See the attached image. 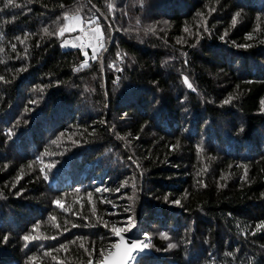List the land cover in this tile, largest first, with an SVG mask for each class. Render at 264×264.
<instances>
[{
  "label": "trees",
  "instance_id": "trees-1",
  "mask_svg": "<svg viewBox=\"0 0 264 264\" xmlns=\"http://www.w3.org/2000/svg\"><path fill=\"white\" fill-rule=\"evenodd\" d=\"M0 9V264H264V0Z\"/></svg>",
  "mask_w": 264,
  "mask_h": 264
},
{
  "label": "rangeland",
  "instance_id": "rangeland-1",
  "mask_svg": "<svg viewBox=\"0 0 264 264\" xmlns=\"http://www.w3.org/2000/svg\"><path fill=\"white\" fill-rule=\"evenodd\" d=\"M82 22H83L82 19L78 15H74L72 17H69L66 20V22H65V24H64V26L62 28L63 29V34L64 33H74V35L69 36L66 40H64L62 42V44H61L62 48H78L79 46H81V44L83 42V35L81 33V30H82V27H83L82 26ZM85 22H87L88 25L90 24L89 21H85ZM90 28H91L90 26L87 27V30L85 31V33L87 34L85 36L89 40H91V38H92L91 35H93ZM60 34H61V32H60ZM76 37H79V38L77 39ZM67 40H68V42H67ZM72 40H74V41H72ZM75 44H77V45H75ZM90 47L91 46H88V49H89L88 51H90V52H88V54H92L93 55V53L96 51V49H91ZM144 248L146 250L145 253H147L148 251H147V245L146 244L144 245Z\"/></svg>",
  "mask_w": 264,
  "mask_h": 264
},
{
  "label": "snow or ice",
  "instance_id": "snow-or-ice-1",
  "mask_svg": "<svg viewBox=\"0 0 264 264\" xmlns=\"http://www.w3.org/2000/svg\"><path fill=\"white\" fill-rule=\"evenodd\" d=\"M13 4H14V0H5V7H7V6H9V5H13ZM15 6H16V7H19V5H15ZM0 11H2V9H0ZM237 15H238V14H237ZM65 19L67 20L68 17L66 16ZM90 20H91V22L95 23V22H96V18H95V16L91 17ZM233 23H235V19L233 20ZM186 31H187V29H186ZM44 33H45V34H49V33H48V29H44ZM61 34H63V29H61ZM21 42H23V41H21ZM13 48H15V45H13ZM0 51H3V49H0ZM95 56H96V53L94 52V53H93V58H95ZM184 82H185V84H187V86H188L189 88H192V84L189 83V81H188L187 78H185ZM229 99H231V98H229ZM227 102H228V101H225V103H227ZM242 130H243V129H241V131H242ZM54 143H55V142H54ZM45 178H46V177H45ZM57 203H59V202L57 201ZM176 203H179V202L177 201ZM126 211H127V209H126ZM129 221H131V218H129ZM112 231L114 232V234H115L117 237H121V233H122L123 231H125V228H124V227H119V228H118V227H113V228H112ZM24 239L27 241V240L31 239V237H29V236H25ZM144 244H146V241H145V242H139V241H135V240H129V241H128V247H127V250H126V253H125V257H126V258L121 259V260L119 261V264H127V258H131V259H133V260L136 261V264H140V262H139L138 259H136L135 257H132V256H131V253H132L134 250H137V249L142 248V246H143ZM173 246H174V245H169V247H173ZM101 255H103V253H101Z\"/></svg>",
  "mask_w": 264,
  "mask_h": 264
},
{
  "label": "water",
  "instance_id": "water-1",
  "mask_svg": "<svg viewBox=\"0 0 264 264\" xmlns=\"http://www.w3.org/2000/svg\"><path fill=\"white\" fill-rule=\"evenodd\" d=\"M129 240H135V241H139V242L145 241V239L143 237H137V236H135L134 233L130 236H121L118 238V242L112 247V251L110 253H108L107 255H105V257L103 258V260L99 264H119V261L121 259L126 258L125 253H126V250L128 247V241ZM144 251H145V248H143V246H142V248L134 250L131 253V256L134 254V252L142 253ZM129 259L130 258H127V264H128ZM88 264H94V263L90 262Z\"/></svg>",
  "mask_w": 264,
  "mask_h": 264
},
{
  "label": "built area",
  "instance_id": "built-area-1",
  "mask_svg": "<svg viewBox=\"0 0 264 264\" xmlns=\"http://www.w3.org/2000/svg\"><path fill=\"white\" fill-rule=\"evenodd\" d=\"M90 24L88 25L87 22H84L82 24V30H81V33L83 35V42L81 44V48L85 49V50H88V46H91L93 49H99L101 46H102V42H103V39L101 36H99L98 38L96 39H91L89 40L88 38H86L85 35H87L85 33V31L87 30V27L91 26V22H89ZM96 35H100L98 33V31H96ZM122 63V61L119 59L117 61V65H120Z\"/></svg>",
  "mask_w": 264,
  "mask_h": 264
},
{
  "label": "bare ground",
  "instance_id": "bare-ground-1",
  "mask_svg": "<svg viewBox=\"0 0 264 264\" xmlns=\"http://www.w3.org/2000/svg\"><path fill=\"white\" fill-rule=\"evenodd\" d=\"M94 35H95L94 39H96V38H98V37L100 36V35H96V31H95ZM110 69H111V67H110ZM131 235H132V234H131ZM121 236H130V235H121ZM135 236H136V235H135ZM117 238H119V237H117ZM117 242H118V241H117ZM144 242H145V241H144ZM144 245H145V244H144ZM144 245H143V248H144ZM145 252H146V250H145L144 252H142V253H145ZM139 254H141V253L134 252V254L132 255V257L137 258ZM133 262H134V260L131 259V258L128 260V264H133Z\"/></svg>",
  "mask_w": 264,
  "mask_h": 264
},
{
  "label": "crops",
  "instance_id": "crops-1",
  "mask_svg": "<svg viewBox=\"0 0 264 264\" xmlns=\"http://www.w3.org/2000/svg\"><path fill=\"white\" fill-rule=\"evenodd\" d=\"M77 39L79 38V37H76ZM72 41H74V40H72ZM78 42V41H77ZM75 45H77V44H75Z\"/></svg>",
  "mask_w": 264,
  "mask_h": 264
}]
</instances>
